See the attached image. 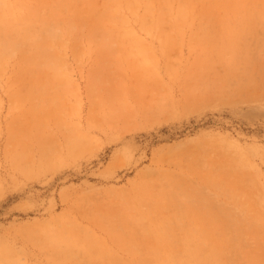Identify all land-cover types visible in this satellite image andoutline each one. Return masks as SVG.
Masks as SVG:
<instances>
[{
  "label": "rangeland",
  "instance_id": "obj_1",
  "mask_svg": "<svg viewBox=\"0 0 264 264\" xmlns=\"http://www.w3.org/2000/svg\"><path fill=\"white\" fill-rule=\"evenodd\" d=\"M63 1L0 0V11L45 12L23 23L29 43L50 27L59 32L51 61L23 43L0 58V258H149L155 225L148 219L141 232L132 203L141 199L142 212L156 217L164 200L155 194L174 186L202 187L232 238L231 264L263 258L264 216L246 222L251 203L264 214V21L234 20L241 12L224 11L233 0ZM215 1L226 7H207ZM103 9L114 18L100 24ZM108 27L115 36L107 49ZM75 142L81 146L72 152ZM234 174L242 190L210 182ZM243 195L250 203L238 217ZM71 233L79 246L97 243L107 253L85 255L59 242Z\"/></svg>",
  "mask_w": 264,
  "mask_h": 264
},
{
  "label": "bare ground",
  "instance_id": "obj_2",
  "mask_svg": "<svg viewBox=\"0 0 264 264\" xmlns=\"http://www.w3.org/2000/svg\"><path fill=\"white\" fill-rule=\"evenodd\" d=\"M58 2L61 6L66 4L63 0H58ZM183 5L188 6V0H183ZM211 6L215 8L226 7L225 5H221L218 1L209 2L207 7ZM224 11L225 13L241 12L242 15L234 18V20L237 19L239 22L246 24L262 23L264 17H262L260 13L264 12V0H233ZM30 12L31 16H29V18L21 16L17 10H11L10 7L7 10L2 9L0 11V58L7 55L8 52L12 50L18 49L20 44L23 43L24 46H30L40 59H48L51 61V59L48 58V55H50L48 48L52 40H59V32L50 27L45 29L43 36L29 43L24 35L27 28L22 27L23 23L28 20L34 21L36 18L44 16L43 13H45L40 8L30 9ZM181 12L185 13L186 11ZM113 18V14L107 12L106 9H103L101 14H97V20L100 24ZM106 30L108 32L103 34V36H106L103 42L105 48H107L106 42H110V40L107 39L112 38V36L114 38L115 36L114 29L108 27ZM129 43L134 45L139 43V40L135 37H131ZM49 69L51 68L47 65L37 72V74L46 73ZM109 109L112 110L113 107ZM75 143L71 144L72 152L80 149L81 145ZM52 154L53 153L47 150H43V157L46 161L55 160V155ZM17 160L18 157H16V162H18ZM22 169L25 172L32 171V167L29 165L22 166ZM234 177L235 179H233ZM234 177L231 178L232 180L229 179L226 181H219L213 178L210 182L215 189L218 190L228 189L232 186L242 190L243 188L240 186L242 185L240 176L235 175ZM155 196L164 200L163 204L157 205L153 209L157 214L156 217H150L145 212H142L140 206H143V202L141 199H136L132 203L135 214L130 217L136 218L141 232L145 228L144 222L148 219L155 225V233L151 236L150 257L145 259H134V264H231L227 259L226 250L230 247L229 245L232 243V238L224 231L219 220L213 216L214 213L210 210L212 201L206 196L202 187L189 190L188 188L174 186L171 189H163L160 193L155 194ZM240 197H243L239 198L243 202H237L236 212L238 213L245 210L243 208L245 206L248 207L247 205L250 203L248 195ZM249 207H251V209L247 212L248 220L246 223L251 225L254 224V221L259 217L263 218L264 214L256 211L252 203ZM162 208H167L169 210L168 213H163ZM240 213L238 217L241 216ZM125 217L129 218L127 216ZM125 217L122 216V218ZM240 219L241 218H238V220ZM249 231L251 230L248 227L244 229L239 228V233L243 234L244 237ZM260 233L259 231V234ZM71 234L72 235L66 234V236L64 234H59L58 238H61L59 242L66 241L65 245L68 248L74 245L79 246L80 244L78 242L81 241L76 242L78 239L73 233ZM58 245L59 244L56 246ZM98 245L100 244L88 243L79 246L80 253L85 255L106 254L107 251L105 248ZM0 264H11V262L7 259L0 258ZM250 264H264V257L255 260L251 259Z\"/></svg>",
  "mask_w": 264,
  "mask_h": 264
}]
</instances>
